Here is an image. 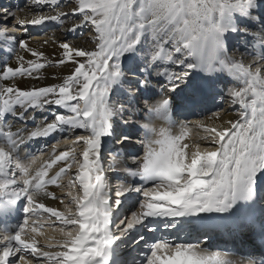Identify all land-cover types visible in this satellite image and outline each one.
Instances as JSON below:
<instances>
[{
  "label": "snow or ice",
  "instance_id": "6c2138e0",
  "mask_svg": "<svg viewBox=\"0 0 264 264\" xmlns=\"http://www.w3.org/2000/svg\"><path fill=\"white\" fill-rule=\"evenodd\" d=\"M37 5L42 9L48 6L54 14L41 12L27 21L17 19L11 28L0 26V46L14 53L17 61V66H0V191L7 194L8 203L21 201L24 205L23 219L14 230L0 228V264H32L28 257L37 264L41 258L49 264H264V256L257 261L238 254L239 249L219 250V244L216 251L202 247L211 244L217 233L234 238L249 232L264 248V65L253 69L242 59L229 56L226 41L229 32L251 35L253 47L264 60V24L254 31L236 22L241 14L260 21L255 12H264V3L64 0L63 6L71 8L63 11L61 0H31L29 6ZM69 16L79 17V22L67 29L69 33L85 26L94 30L92 47L50 38L59 54L49 59L43 50L31 46V38L17 36V28L26 33L30 25L59 22ZM49 43V39L43 41V45ZM21 53L35 59L25 60ZM52 55L57 56L55 52ZM69 65L70 74L59 84L21 89L15 83L17 77H32L46 66ZM219 73H227L240 84L228 91L231 104L241 109L240 118L221 127L201 123L208 133L201 139L215 147L201 151L196 144L193 151L186 142L189 122L173 120V109L202 108L214 93ZM153 81L159 85L161 96L150 104ZM120 93H126V99L118 103L112 97ZM141 100L149 114H162L169 127L157 130L146 123L141 125L144 151L132 157L135 168L128 169L133 183L118 184L113 195L106 173L118 170L111 164L105 168L103 140L116 135L117 117L129 123L124 115ZM51 105L62 107L68 114L55 112L50 122L30 132L26 128L13 131L6 119L34 120V115H28L30 111ZM220 118L218 113L207 117ZM175 127L178 133L172 132ZM77 129L87 135L77 136L58 154L52 145L49 158L37 167V155L21 154L30 140L55 132L67 133V139ZM129 139L121 137V144ZM77 144L84 145L79 153ZM40 151H48L47 146ZM111 155L114 158L120 153ZM58 162L64 166L50 175ZM73 164L76 170L68 185L78 186L82 195H67L72 197L69 203L75 204L76 211L67 205L66 212L47 207L41 197L63 203L62 197L49 192L48 187H63L59 181L72 172ZM130 198L137 207L127 216L123 205ZM38 210L68 226V230L59 229L61 239L56 243L39 246L41 225L31 219ZM3 211L0 204V213ZM142 229L149 233L195 229L198 238L177 243L168 236L154 235L150 242L139 234ZM133 232L137 236L132 244L143 242L147 249L139 260L123 257L118 244Z\"/></svg>",
  "mask_w": 264,
  "mask_h": 264
},
{
  "label": "bare ground",
  "instance_id": "6f19581e",
  "mask_svg": "<svg viewBox=\"0 0 264 264\" xmlns=\"http://www.w3.org/2000/svg\"><path fill=\"white\" fill-rule=\"evenodd\" d=\"M21 1L23 0H0V10H4V11H0V23L2 26H7L9 28L13 27V25L16 24V20L17 19H24V20H30L32 19L34 16L40 14L41 12L44 13H49L51 12V14H54V12H52L50 10V8L48 6H45L43 9L41 8V6L37 5V6H33L30 7L29 5L31 4V0L27 1L30 3H27V5L20 6L21 5ZM25 2V1H24ZM64 0H61V10L63 11H70L71 5H69L68 7H64ZM261 3H264V0H260ZM75 3V1L73 2ZM10 13L14 14L11 15ZM256 16H259L261 19L260 21H254L252 19L247 18L246 16H244L243 14L238 15L236 17V22L241 26V27H247L249 29H252L254 31H259L261 30L262 24H264V12H260L257 11L255 12ZM76 19V17L74 18L73 16H69L67 19H63L59 22H47L45 24L42 25H38L35 27H28L29 29L27 30V32L25 33V30H21L20 28L17 29V36L18 38L21 39H29L31 38L32 40V47L38 48L40 50H43L45 52V55L49 57V59H55L58 58V54H59V50L58 48H55L51 42L50 38H54L59 42H63L65 39H67L70 42H74L80 45H84L87 47H92L93 44L92 42H90V40L88 39V37H81L80 33H69L68 32V28L71 26L72 23L77 21H74ZM59 24V25H57ZM37 28V29H36ZM31 30H34L33 32H31ZM81 30V29H79ZM22 31V34L20 35L19 32ZM37 31V32H35ZM29 32V33H28ZM31 32V33H30ZM76 34V35H75ZM230 38V39H228ZM49 39L50 43L48 45H43V41ZM226 41H227V45H228V54L229 56H232L238 60L242 59V62L245 64V66H249L251 65V67L253 69H255L258 66L264 65V60H262L260 58V56L257 53V49L253 47L254 44V38L251 35H246L244 32H229L227 34L226 37ZM43 45V46H42ZM56 53L57 56L53 57V53ZM22 55H24L25 60L28 59H35L34 57H32L30 54L27 53H21ZM11 64L12 66H17V61L15 59V54L14 53H10L7 49V47L4 46H0V66H2L3 64ZM71 71V65H69L67 68H65L64 66H60V67H56V66H46L44 69H41L39 73H33L32 77H17L16 78V85L21 88V89H31L34 87H44V86H48V85H52L55 83H61L62 82V78L69 75ZM56 76V79H53V76ZM37 76H39L40 78H36ZM4 83L6 84H11L12 81H5ZM240 84L233 79L231 76H229L227 73H219L218 74V83L216 85L215 90L217 91H221L222 93L227 94V96L225 97V101H221V102H216V104L212 107H208L206 109H204V107L202 108H196L194 110H184L187 119H185L186 121H188V135L186 137V142L189 143L190 145H192L193 143L197 142L196 144H200V150L204 151V150H213L215 145H213V148H210V146L208 147V145L210 144L208 141L206 140H202V137H205L208 135L207 132H205V130L203 129V135L201 136L198 132V134H194V131L192 132L190 129V125H196V126H201V123L205 124L208 127H212V126H216V127H221L225 125V122L228 120H237L240 118V114H241V109L239 107V105L233 106L231 104L230 98L228 97V91L230 88L233 87H239ZM153 91H154V95L151 98V100H149L150 104H154L156 102V100L160 99L161 96V90L159 85H156L155 81H153ZM118 95V99H121L122 102L125 101L126 99V93H120V94H115ZM116 98V96H115ZM208 99H206V101L204 103L207 102ZM219 103H221V107L222 108H218L217 105H219ZM19 111V109H18ZM55 112H62L64 114H68L67 111L65 109H63L62 107L58 108L56 105H51V106H45L42 110L41 109H37L35 111V113H32L31 111L29 112V116L34 115L35 119H28L27 122H25L24 120H18L15 119L12 116H8L6 117V119L8 120V123L11 124L12 130L15 131L17 128H26L28 130V132L35 130L36 127L38 125H43L46 122H50L54 116L53 114ZM212 113H218L219 116L221 117L220 119H207V117L211 116ZM185 115H181L178 119L179 121H184ZM45 118H47V120H45ZM124 120H128L129 123L128 124H124L121 120L120 117L116 118L117 122H120L123 124V130H122V134L115 137L113 140V145L116 147V149L114 148V153H119L122 148L120 147L121 144V140L118 142V140L123 137V136H128L130 137V139L126 142L123 143V145H127L129 142H133L134 141V134L136 133H140L142 131V135H140L139 138H137L138 140L136 142L138 143H142L143 137H144V129L141 127L142 124H148L150 127H154L157 130L161 129V128H165L167 129L169 127L168 124V120L164 118V116L162 114H149L147 112V108L144 106L143 104V100H141V103L137 106H134L131 108L128 117H126L124 115L123 117ZM131 119L133 122H131ZM199 127V128H200ZM5 131L7 130L6 128L4 129ZM138 131V132H137ZM197 131V130H196ZM134 133V134H129V133ZM172 132L173 133H178L179 132V128L175 127L172 128ZM201 132V130H200ZM25 135H27V133H25ZM68 135L67 133H61V132H55L52 133L50 137H52L53 141H57L56 142V147L59 148L60 145H64V144H69L72 145L73 140L76 139L77 136L80 135H87L86 132H83L79 129H77L74 133H72L67 139H65V136ZM123 135V136H122ZM118 143H117V142ZM2 142V141H0ZM65 142V143H63ZM39 142H36V144H28V142L26 143V145H24L21 154L23 155L24 153H27V150L32 149V147H34L35 150H39L41 149L42 144H38ZM195 144V145H196ZM38 146V147H37ZM194 146V145H192ZM77 152L79 153L80 151H82L84 145L83 144H77L75 145ZM120 151H119V149ZM194 148V147H193ZM62 150H66V147H63L60 151ZM195 150V149H194ZM193 150V151H194ZM118 151V152H117ZM144 151V150H143ZM129 152V153H128ZM134 152H132V150L125 152V157L126 160L124 159L123 156L120 155H115V157L113 158V161L115 163V165H118V169L122 172H124V180H122V182L120 183H128L131 184L133 183V178L130 177L128 175V169H134L135 165L132 163V157L135 156L133 154ZM39 157V160L37 161V165H34V167L39 166L41 163H43L45 160H47L49 157H45L43 159H41L42 155L38 154L37 155ZM79 159H82L81 157H79ZM59 166H53V170H50V175L54 174L55 171H59V167H63L64 164L63 162H58ZM116 165V166H117ZM72 176H68V175H64L62 176L61 180L59 181V183L63 184V187H57L56 185L53 186H49L48 187V191L49 192H55L58 196H61L63 199V203L60 202V200H56L53 199L52 202L47 200L46 197H41L40 201L43 202L47 207H52V208H56L58 210H62L64 212H66V205L71 207L72 209H74L75 204L74 203H69V201H71L72 197L68 196L67 193L71 192L72 196H74V193L76 192L77 187H71L68 185V180L71 178ZM64 181H66L65 183H63ZM261 182L264 183V177L261 178ZM119 183V184H120ZM150 186V185H149ZM11 191V189H9V192ZM3 192V191H2ZM4 193V192H3ZM134 198H131V202H133ZM137 205L133 204V208L131 209V211L136 210ZM130 211V212H131ZM130 216V215H129ZM41 217L43 218H47V222L49 223H45L44 221V226L41 225L40 227V232L42 233V235H38L37 236V240L39 241V246L43 247L44 245L48 244L49 242L51 243H56V241L61 239V233L59 232L60 228H65L66 230H68V226H61L59 224H57V217L50 215L49 213L44 215H41ZM35 219V218H33ZM39 224L38 220H34ZM32 226H36L35 224ZM160 232L154 233V234H159ZM131 236V235H130ZM127 237L126 239L130 238ZM145 236V235H144ZM152 237V236H150ZM146 239L149 240V237L145 236ZM197 240V239H196ZM191 241V242H195ZM177 243H183L180 240H175ZM229 244L228 247L225 246V244ZM219 244L220 245V249L219 250H224L225 247L227 248H237L240 249V252L238 254H243V255H250L253 259H256L257 261H259V259L261 258L260 255H258L257 250H256V245L254 243L253 238L251 237V235H247L245 233H241L236 235L234 238H229L226 234L223 233H217L216 235L213 236L212 238V243L211 244H204L202 245V247H206L208 248L210 251H216L218 250L216 245ZM132 245V243L128 244V247H130ZM230 245H234V246H230ZM127 248V247H126ZM126 248L122 249L121 251H124ZM44 250H50V251H56L58 249H47L45 248ZM229 259H235V256H229ZM34 263L35 260H33ZM47 263V261H45L43 258L40 259L39 263Z\"/></svg>",
  "mask_w": 264,
  "mask_h": 264
},
{
  "label": "rangeland",
  "instance_id": "374dc122",
  "mask_svg": "<svg viewBox=\"0 0 264 264\" xmlns=\"http://www.w3.org/2000/svg\"><path fill=\"white\" fill-rule=\"evenodd\" d=\"M24 1H25V2H24ZM27 1H29V0H27ZM27 1H26V0L21 1V2H20V3H21L20 6H23V7H24L25 5H27V3H30V2H27ZM74 1H75V0H73V2H74ZM63 3H64V2H63ZM0 5H1V4H0ZM0 15H1V14H0ZM74 18H75V17H74ZM77 20L79 21V17H78V16L76 17V19H75L74 21H77ZM78 21H77V22H78ZM57 25H59V24H57ZM0 26H2L1 23H0ZM31 27H35V26H30V28H31ZM17 29H19V28H17ZM20 29H21V28H20ZM28 29H29V28H27V30H28ZM36 29H37V28H36ZM21 30H22V29H21ZM23 30H24V29H23ZM29 30H30V29H29ZM33 31H34V30H31V32H33ZM93 31H94V30H90V26H85L84 28H82L81 30H78V31L75 32V33H76V34H77V33H80V36H81V37H82V36H83V37H88V39L90 40V42H92L91 39H90V37L92 36ZM31 32H30V33H31ZM35 32H37V31H35ZM28 33H29V32H28ZM19 34L21 35V34H22V31H20ZM76 34H75V35H76ZM228 39H230V38H228ZM92 44H93V43H92ZM145 50H146V49H145ZM55 84H59V83H55ZM115 96H116V98H115ZM112 99L115 100V101H117L118 103H119V102H122L121 99H118V95H115V94L113 95ZM209 104H210V103H209ZM220 105H221V103H219V105H217L218 108H222V107H221L222 105H221V106H220ZM129 112H130V111H129ZM129 112L125 114L126 117H128ZM129 120H131V119H129ZM131 122H133V121L131 120ZM199 127H200V126H196V125H193V126H192V125H190V129L193 128L191 131H192V132L194 131V134H198V133H199L200 135L202 134L201 136H204V135H203V129H204V128H203V127H200V128H199ZM202 128H203V129H202ZM196 130H197V131H196ZM200 130H201V132H200ZM137 132H138V131H137ZM197 132H198V133H197ZM128 133H129V132H128ZM121 134H122V133H121ZM121 134H118L117 136H119V135H121ZM129 134L131 135V134H134V133H129ZM139 134H140V133H139ZM139 134H138V133L134 134V135H135V136H134V141H137V140H138L137 138L140 137V136H138ZM199 134H198V135H199ZM117 136H116V137H117ZM122 136H123V135H122ZM120 139H121V138H120ZM120 139H119V140H120ZM135 139H136V140H135ZM119 140H118V142H119ZM116 142H117V141H116ZM118 142H117V143H118ZM196 143H197V142L193 143L192 145H195ZM35 144H36V143H35ZM38 144L40 145V144H42V142H39ZM209 146H210V148H213V147H214V146L211 145V144H209L208 147H209ZM37 147H38V146H37ZM193 147H194V146H193ZM194 149H195V148H192V150H194ZM143 150H144V149H143V145H140V148L137 149V151H136L135 153H133V154H134L135 156H136V155H142V154H143ZM128 153H129V152H128ZM124 159L126 160V157H124ZM116 165H117V164H116ZM116 167L118 168V165H117Z\"/></svg>",
  "mask_w": 264,
  "mask_h": 264
},
{
  "label": "built area",
  "instance_id": "2783aa9c",
  "mask_svg": "<svg viewBox=\"0 0 264 264\" xmlns=\"http://www.w3.org/2000/svg\"><path fill=\"white\" fill-rule=\"evenodd\" d=\"M62 151H63V150H62ZM111 174H112V173H109V174H108V181H109V184L111 185L112 190L115 191V189H116V187H117V184H118V181H117L116 178H113V177L111 176ZM77 195H82V191H81L80 188H79V189H76V192L74 193V196H77ZM75 208H76V206H74V209H75ZM74 209H73V210H74ZM56 221H57V224H58V223H60L62 220L57 218Z\"/></svg>",
  "mask_w": 264,
  "mask_h": 264
}]
</instances>
